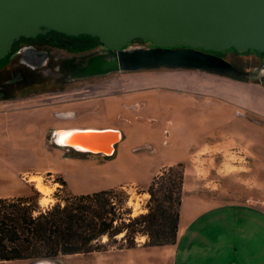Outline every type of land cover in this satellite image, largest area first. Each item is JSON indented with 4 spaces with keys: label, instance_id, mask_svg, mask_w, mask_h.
Returning <instances> with one entry per match:
<instances>
[{
    "label": "rangeland",
    "instance_id": "rangeland-1",
    "mask_svg": "<svg viewBox=\"0 0 264 264\" xmlns=\"http://www.w3.org/2000/svg\"><path fill=\"white\" fill-rule=\"evenodd\" d=\"M248 58H242L243 68L252 64ZM173 69L121 72L70 83L65 86L67 94L59 97L0 103V198L28 201L36 206L34 216L71 196L110 190L133 180L137 184L113 189L127 200L118 213L128 209L134 218L147 213L150 196L144 186L160 163L181 165L184 171V190L190 198L184 199L180 210L182 232L171 256L167 257L165 248L126 252L117 238L104 252L46 261L264 264V253L259 251L264 248V218L251 215L253 209L264 207V81L241 84L204 72ZM214 107L219 108V115L203 117L196 112ZM212 118L221 123L218 132L207 135L208 140L190 138L202 121ZM134 125L140 133L144 129L152 136L135 140L136 153L122 151L124 146L129 148ZM158 125H162L161 132ZM114 126L123 139L110 158L63 150L51 141L52 132L59 129ZM152 138L155 141L149 143ZM30 178L38 179L47 194L40 193ZM58 178L65 181V187ZM146 240L138 235L135 242L142 245Z\"/></svg>",
    "mask_w": 264,
    "mask_h": 264
},
{
    "label": "water",
    "instance_id": "water-1",
    "mask_svg": "<svg viewBox=\"0 0 264 264\" xmlns=\"http://www.w3.org/2000/svg\"><path fill=\"white\" fill-rule=\"evenodd\" d=\"M47 32L96 38L106 49L135 39L156 48L124 56L122 70L161 66L221 72L230 66L198 50L264 54V0H0V61L20 38ZM64 131L52 132L55 147L105 158L123 139L117 129H74L58 138Z\"/></svg>",
    "mask_w": 264,
    "mask_h": 264
},
{
    "label": "trees",
    "instance_id": "trees-1",
    "mask_svg": "<svg viewBox=\"0 0 264 264\" xmlns=\"http://www.w3.org/2000/svg\"><path fill=\"white\" fill-rule=\"evenodd\" d=\"M183 179L181 165L164 168L147 187V213L134 218L128 209L118 213L127 200L114 189L71 196L36 216V206L28 201L0 198V262L104 252L117 238L125 250L172 246L177 238ZM58 183L66 186L62 178ZM138 235L147 239L144 244L135 242Z\"/></svg>",
    "mask_w": 264,
    "mask_h": 264
},
{
    "label": "flooded vegetation",
    "instance_id": "flooded-vegetation-1",
    "mask_svg": "<svg viewBox=\"0 0 264 264\" xmlns=\"http://www.w3.org/2000/svg\"><path fill=\"white\" fill-rule=\"evenodd\" d=\"M155 49L149 42L140 39L132 40L120 49H106L96 38L71 37L55 32L32 39L20 38L0 61V103L24 104L39 96L59 97L67 94L65 86L70 83H86L107 75L133 72L122 70L121 66L126 63L124 56ZM198 51L227 63L230 69L221 72L189 69L191 71L221 76L241 84L249 80L264 81V54L255 51L239 53L233 49L218 53ZM245 56L252 64L243 68L241 63ZM152 69L174 70L161 66L144 70ZM39 106L48 108L46 105Z\"/></svg>",
    "mask_w": 264,
    "mask_h": 264
},
{
    "label": "crops",
    "instance_id": "crops-1",
    "mask_svg": "<svg viewBox=\"0 0 264 264\" xmlns=\"http://www.w3.org/2000/svg\"><path fill=\"white\" fill-rule=\"evenodd\" d=\"M263 103V102H262ZM114 109V108H113ZM111 110V109H110ZM196 112L197 113H200V114H202V116L203 117H205V115H207V116H213V114H218L219 115V108L218 107H214V108H207V109H205V110H196ZM205 114V115H204ZM262 114H264V105L262 104ZM213 119V120H212ZM212 119H208V120H205V121H202L200 124H199V126H198V128L194 131V133H191L190 134V138H194V139H197L198 141H203V140H208V138H210V137H208L207 135H209V134H211V133H215V132H218V127L221 125V123H220V121H219V119H216V118H212ZM228 121V120H227ZM159 127H157V131H162V125H158ZM134 127H136V129H134V128H132V129H134L132 132H131V135H130V145H129V150L127 149L126 150V148L128 147V146H124V148H123V150L122 151H129V152H133V153H136V148L134 149V142H135V140L137 141V143L138 142H140V141H142L143 140V138H144V136H145V134L147 135V136H152V134L150 133V132H146L145 133V131H144V129H142V131H143V134L142 133H140V131L137 129V125H134ZM103 128H105V127H103ZM106 128H111V129H113V128H118V127H116V126H114V127H106ZM72 129H79L78 127H72ZM98 129H100V128H98ZM119 131H120V129H119ZM152 140H154L153 138L152 139H149V143H151L152 142ZM155 141V140H154ZM182 142H180V141H178L177 142V144L178 145H180ZM136 147V146H135ZM115 153H116V151H115ZM171 165V163H166V162H163V163H160L159 165H158V167L155 169V171H154V174H153V178L154 177H156L159 173H160V171L162 170V169H164V168H166V167H169ZM152 181V180H151ZM135 184H137L135 181H133V180H125V181H122L120 184H118V185H116V186H113V187H110V188H122L123 186H126V185H130V186H132V185H135ZM149 184L150 183H147L145 186H144V188H146V187H148L149 186ZM140 186V185H139ZM185 187V185H183V193H184V195H183V197H182V202H181V208H182V206H183V203H184V199L185 198H190V196H187V194H185V193H187L184 189ZM110 188H108V189H110ZM262 203H264V198L262 199ZM181 208H180V210H181ZM253 213H251V215L253 216V217H263L264 218V207L262 208V206H260L259 208H258V210L257 209H253ZM179 216H180V213H179ZM181 229H179V221H178V231H177V238H176V242L178 241V238H179V236L181 235ZM176 244V243H175ZM174 244V245H175ZM174 245H172V246H166V247H158V248H165V250H166V254H167V257H169V256H171L172 255V247L174 246ZM143 249H147V248H141V247H138V248H136V249H134V250H125L126 252H128V251H140V250H143ZM259 251H260V253L262 254V252L264 253V248H259Z\"/></svg>",
    "mask_w": 264,
    "mask_h": 264
},
{
    "label": "bare ground",
    "instance_id": "bare-ground-1",
    "mask_svg": "<svg viewBox=\"0 0 264 264\" xmlns=\"http://www.w3.org/2000/svg\"><path fill=\"white\" fill-rule=\"evenodd\" d=\"M85 129H89V128H85ZM71 130H74V129H68V130H66V131H71ZM66 131H64V132H62V133H60L59 135H58V138H59V136H63L64 134H66ZM60 137V138H61ZM59 140V139H58ZM57 140V141H58ZM29 181L30 182H36V189L40 192V193H42V194H45L47 191H46V188H44L40 183H39V181H38V179H35V178H30L29 179ZM47 194V193H46Z\"/></svg>",
    "mask_w": 264,
    "mask_h": 264
}]
</instances>
